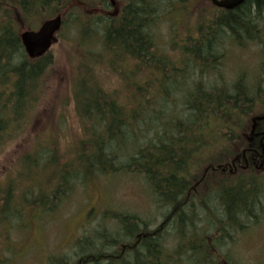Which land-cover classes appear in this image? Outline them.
<instances>
[{
	"label": "trees",
	"instance_id": "trees-1",
	"mask_svg": "<svg viewBox=\"0 0 264 264\" xmlns=\"http://www.w3.org/2000/svg\"><path fill=\"white\" fill-rule=\"evenodd\" d=\"M73 1L0 0V138L17 135L39 104L53 67L49 52L26 57L19 33L30 28L23 24L37 11L52 14ZM89 1L97 5L95 14L73 22L82 59L69 85L83 136L63 155L54 147L34 149L32 155L38 149L43 155L31 167L47 170L42 208L55 211L77 185L100 176L134 173L143 178L152 203L165 211L153 227L136 215L109 210L116 229L101 227L95 239L107 247L108 258L94 244H81L86 235L73 245L79 253L49 264H169L165 243L171 236L177 263L183 254L193 264H230L219 253L223 240L255 224L264 204V173L222 172L241 157L252 122L264 116V55L255 72L236 68L229 83L220 74L228 53L218 50L225 42L242 50L261 38L264 0H246L232 11L214 8L211 17L194 24L195 35L169 42L167 51L154 29L162 16L183 14L187 0H116V11L109 0ZM173 51L180 56L171 57ZM99 68L116 74L123 85L105 88ZM30 198L31 204L24 198L20 206L33 209L40 202ZM200 213L213 225L195 236Z\"/></svg>",
	"mask_w": 264,
	"mask_h": 264
},
{
	"label": "rangeland",
	"instance_id": "rangeland-1",
	"mask_svg": "<svg viewBox=\"0 0 264 264\" xmlns=\"http://www.w3.org/2000/svg\"><path fill=\"white\" fill-rule=\"evenodd\" d=\"M93 8L97 5L89 0L73 1L66 7L53 10L52 14H47L46 10L37 11L23 24H28L27 27L35 31L42 21L61 13L65 27L49 51L53 67L45 78L46 85L39 104L25 119L17 135L11 133L0 138V259L8 264H49L58 257L71 258L75 250H79L73 249L74 243L86 235L81 244H94L96 249L105 251L108 258L107 247L102 248L95 239L96 231L101 227L116 229V220L108 219L109 210L136 215L153 227L159 224L165 211V208L152 203L143 178L134 173L100 176L89 184L77 185L54 212L42 208L48 196L45 185L47 170L31 167L30 162L41 160L43 153L38 149L32 154L38 147H54L63 155L66 148L82 139V128L74 112L69 87L76 66L81 64V49L75 45L76 26L73 22L78 17L81 23L85 19L83 14H95ZM213 14L214 7L209 0H187L183 14L170 15L169 18L162 16L154 29L155 35L161 38V50H170L169 42L189 35L197 21L203 22ZM259 25L262 36L255 43H246L242 50H237L233 44L225 42L218 50L228 53L220 67L222 82L231 83L236 68L253 73L262 63L264 20ZM86 49L88 46L82 47L83 51ZM170 56L179 57L180 54L173 51ZM86 62L83 58V63ZM97 73L108 90H118L123 85L119 77L107 69L99 68ZM142 77L143 74L139 79ZM208 80L216 82L213 78ZM120 101L123 103L124 100ZM26 177L29 178L26 180ZM30 196H38L37 199L44 202L34 203L33 209H24L20 206L24 198L28 204L34 201ZM198 217L200 221L196 222L195 236H200V229L212 228L213 225L206 214L200 213ZM175 241L174 236L166 239L165 248L172 258L169 264H193L183 258V254L180 263L175 262L172 253ZM229 241L223 240L225 244L219 248V253L228 256V263L264 264V204L258 221L247 224L243 232L232 233Z\"/></svg>",
	"mask_w": 264,
	"mask_h": 264
},
{
	"label": "water",
	"instance_id": "water-1",
	"mask_svg": "<svg viewBox=\"0 0 264 264\" xmlns=\"http://www.w3.org/2000/svg\"><path fill=\"white\" fill-rule=\"evenodd\" d=\"M210 3L225 11H232L241 6L246 0H209ZM62 25L60 15L50 18L41 23L36 31L26 30L20 33V41L28 59L34 60L48 52L55 42V35Z\"/></svg>",
	"mask_w": 264,
	"mask_h": 264
},
{
	"label": "flooded vegetation",
	"instance_id": "flooded-vegetation-1",
	"mask_svg": "<svg viewBox=\"0 0 264 264\" xmlns=\"http://www.w3.org/2000/svg\"><path fill=\"white\" fill-rule=\"evenodd\" d=\"M116 7L118 8L117 4ZM252 123L249 134L245 135L248 147L242 151L240 158L231 162L230 168L223 169L222 172L235 173L254 168L255 173H264V116Z\"/></svg>",
	"mask_w": 264,
	"mask_h": 264
},
{
	"label": "bare ground",
	"instance_id": "bare-ground-1",
	"mask_svg": "<svg viewBox=\"0 0 264 264\" xmlns=\"http://www.w3.org/2000/svg\"><path fill=\"white\" fill-rule=\"evenodd\" d=\"M87 237V236H86Z\"/></svg>",
	"mask_w": 264,
	"mask_h": 264
}]
</instances>
